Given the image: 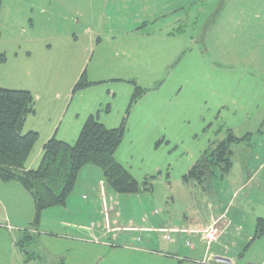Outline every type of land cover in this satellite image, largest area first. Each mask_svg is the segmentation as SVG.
Returning <instances> with one entry per match:
<instances>
[{"label":"crops","instance_id":"crops-1","mask_svg":"<svg viewBox=\"0 0 264 264\" xmlns=\"http://www.w3.org/2000/svg\"><path fill=\"white\" fill-rule=\"evenodd\" d=\"M0 2V37L2 35L6 37L9 42L7 48L11 44L10 49L16 47L15 51L10 52L9 58L13 63L17 59H22L28 83L33 84L32 87L38 90H43L45 97L48 95L46 91L52 89L51 79L49 75H46L48 71L49 74L54 73V71L58 74L73 72V79L67 81V84H71L69 86L71 88H73V84L77 82L81 74L89 73L91 75L89 81L92 83L113 82L114 85L110 89H115L120 83L126 84L129 83V80H136L137 75L154 74L157 59H163L162 67L166 68L167 74L169 70L176 72L180 68L182 72H185L184 74L197 72L199 75L198 83H195V77L187 76L184 84H188L194 89L198 88V90L201 87L206 88V77L204 76L206 68H199L198 65L193 67L195 61L191 65L188 60H185L184 64L182 63L179 67L180 60L185 57L187 52L192 51L193 42L197 41H193L191 36L187 40L185 30L178 29L184 20H188L185 19L188 18L185 11V8L189 6L187 4L188 0H53V6L49 0H9L7 3H5V0H0ZM174 8H177L179 12L173 16ZM47 24H49L48 26L52 24V27L45 29L44 27ZM149 25H155L156 27L149 29L147 27ZM24 26L26 31L23 29L24 34H21L20 29ZM140 26L146 27V29L139 31ZM3 31L10 32V34ZM197 38L199 43L205 41L204 35L199 39L200 35L198 34ZM19 41H21V45L18 44ZM68 42H70L71 48H67L66 44ZM3 52L5 54L9 53L6 50ZM195 54L198 53L195 52ZM214 74H216V71H214ZM47 83L49 85H46ZM10 85L11 83L0 84V88L30 90L29 88L22 89ZM46 86L47 88H45ZM214 87L218 89L220 86L215 85ZM252 87L253 84H251ZM198 95L204 94L200 92ZM131 96L129 94L127 98L125 96V100L119 104V108L115 111L117 115L112 119L107 117L112 112L110 107H106L105 115H102L101 110H96L98 105L95 104L93 110H85L86 113L83 117L75 121H73V117L68 120L61 134H58V131L63 119L59 118L58 121L53 120L51 122L48 120L32 121L31 116L37 113L35 110L37 106H33L35 111L25 119L23 132L37 133L39 141L34 144L35 147L33 146L29 154L25 169L37 168L42 156L43 146L51 138L66 144H73L77 140L85 120L91 115L96 116L98 121L106 128H117L127 116L125 112H128V110L125 109ZM147 96H149V93L141 97L134 108L137 109L150 100ZM37 97H40V94ZM115 97V94H113L112 98L115 99ZM233 98L228 102L236 107L238 104L236 94ZM249 99L248 95L244 97L246 105L253 104L257 106L256 111L260 114V120H257L251 128L246 129L243 136L238 137L241 134L235 132L237 131L235 124L237 122H240V124L246 123L247 119H245V115H243L244 120L231 115L228 122L232 123V126L225 124L226 126L222 128V123L219 121V127L214 134V142L209 145L214 147L217 143L225 140L230 133L236 138H244L243 141H238L235 145H240L245 140L248 142L245 146L248 155L241 164L234 167L232 158L234 151L230 148L232 152L230 172L225 178H221L219 174L210 179L219 182L218 193L214 196L219 202L212 207L211 216L205 220L197 221V226L190 228L182 226L177 229L175 226H171L170 222L166 223L164 218L157 221L156 218L160 212L154 214L155 210L149 212L147 216L143 209L147 207V204L152 207L155 203L154 199L143 201V199H140L142 193L119 195L106 185L102 173H97L95 169L85 166L79 172L75 187L65 205L41 212L39 222L36 224L38 225L37 228L42 230L39 224L51 217H54L53 221L57 225L62 226L61 214L66 215L69 213V217L73 222V224H69L71 235H73V229L77 227L75 222L78 221L79 225L82 223L87 227L80 228L78 226L82 231L86 230L87 232L95 227L97 232L114 234L115 238L122 234H129L132 238H137L133 235L142 233L150 234L151 241L160 243V239L154 240V238H158L154 235L172 234L178 236V241L184 237L192 236V239L198 244L206 245L207 256L205 258L207 263L264 264V234L255 240L253 238L255 228L253 225L249 228L246 227L247 219L240 217L239 212L233 214L234 219L229 218L230 220H228L227 218L237 202L240 204L246 202L259 208L256 211L258 214H255L259 215L256 220L264 219V99H259L262 109H260L257 101ZM36 100L35 103L40 99L36 98ZM190 104L193 108L194 102ZM190 104L188 103L187 107ZM148 105H150L146 108L148 112L150 109H155L154 113L160 115L158 119L171 122V120L166 119V114L161 112V107L157 101H153ZM226 107L224 103H218L217 101H213L210 105L211 111L214 110L216 115ZM233 113H235V109ZM130 114L128 117H130ZM201 121L203 122L202 129L211 127L210 121L206 118H201ZM204 129L203 131H205ZM223 129L225 130L223 131ZM119 150L120 146L117 148L114 158L124 167L121 157L123 155L119 153ZM33 151L34 153H32ZM125 169L127 170V168ZM128 172L130 173V171ZM182 180L195 184L194 180ZM90 224L91 226H89ZM33 226L34 206L29 192L17 182H3L0 180V264L30 263L29 261L32 259L28 257L30 253L28 250H24L25 246H22L23 240L26 239V242L32 240L28 235L30 233L22 231L17 234L15 232L18 229L29 227L31 234L61 239L54 236L52 232H42L40 230L38 232ZM207 230L215 235V239L209 246L203 240L204 232ZM166 238L168 244L173 243L174 239H170L168 235ZM161 240H164V238H161ZM213 243L217 245L218 250L211 253L210 247ZM253 248L256 249V252ZM257 250L260 253H257ZM232 251L235 256L227 254ZM134 252L139 253L141 251ZM241 253H246L247 256L249 254V259H245L246 254L242 255ZM200 261L201 263L193 262L192 264H206L203 262L204 259ZM83 263L81 261L77 262V264Z\"/></svg>","mask_w":264,"mask_h":264},{"label":"rangeland","instance_id":"rangeland-1","mask_svg":"<svg viewBox=\"0 0 264 264\" xmlns=\"http://www.w3.org/2000/svg\"><path fill=\"white\" fill-rule=\"evenodd\" d=\"M7 2L9 0H5V3ZM50 4L54 5L53 2ZM187 4L189 6L185 8V11L188 18L185 19L188 20H184L178 29L185 30L187 40L191 36L193 41H197L193 42L192 51L187 52L180 60L179 67L185 60H188L191 65L195 61L193 67L198 65L199 68L207 69L204 74L206 88L201 87L200 90L184 84L187 76L195 77V83H198L197 72L184 74L185 72H182L180 68L176 72L169 70L167 74L166 68L162 67L163 59H157L154 74L137 75L136 80H129L126 84L120 83L115 89H110L114 85L113 82L92 83L89 81L91 78L89 73L81 74L77 82L83 75L86 81L91 82L90 85L84 89H74L77 82L73 84V88L69 87L71 84H67V81L73 79V72L58 74L54 71L49 74L48 71L46 75H49L51 79L52 89L46 91L48 95L45 97L43 90H38L32 87L33 84L28 83L22 59H17L13 63L9 58L10 52L15 51L16 47L10 49L11 44L7 48L9 42L6 37L3 35L0 37L2 38L0 40V58L2 59L0 61V84L11 83L10 86L16 88H29L28 92L34 99V106H37L35 109L37 113L30 119L36 122L63 119L58 134H61L68 120L73 117L75 121L83 117L85 110H93L95 104L100 105V108L96 105V110H101L102 115H105V108L110 107L112 112L107 117L112 119L117 115L115 111L125 100V96L127 98L128 94L130 96L134 94L135 87H141L144 90L143 96L149 93L147 98L150 100L137 109L134 108L136 103L129 108L132 96L129 97L128 102L126 101L125 110L128 112H125L127 114L124 120L125 133L119 153L123 155L121 157L124 167L130 171L137 182L143 183L146 179L150 183L149 190L151 188L152 190L142 192L140 199L143 201L154 199L155 203L152 207L147 204V207L143 209L145 214L148 216L149 212L154 210V214L160 212L156 220L160 221L164 218L166 223L170 222L171 226L177 229L182 226L187 228L197 226V221L211 216L212 207L219 202L214 197L218 193L219 182L214 179L213 181L205 180L201 185L197 184L196 180H194L195 184L182 180L196 162L212 151L213 147L209 145L214 142V134L219 127V121L222 123V128L226 125L232 126V123L228 122L229 116L234 115L244 120L243 115H245L246 123L237 122L235 124L233 122L237 128L235 132L241 134L238 136L241 137L246 129L251 128L257 120H260V114L256 111L257 106L246 105L244 97L248 95L249 100H255L259 105L261 104L259 99H264V0H188ZM178 12L177 8H174L173 16ZM48 25L44 28L52 27V24ZM140 27L139 31L146 29V27ZM147 27L154 29L156 26ZM23 29L26 31V27L20 29L21 34H24ZM4 33L10 34V32ZM198 34L199 39L204 35L203 43H199L198 38L196 39ZM20 42H18L19 45H21ZM66 45L67 48H71L70 42ZM21 47L23 48V45ZM5 50L9 53L5 54L3 52ZM52 53L54 54V51ZM251 84H253L252 88ZM215 85L220 87L215 89ZM200 92L204 95H198ZM38 94L40 97H37ZM113 94L116 96L115 99L112 98ZM234 94H236L238 103L236 107L228 102L234 99ZM36 98L40 99L37 103H35ZM153 101L159 103L161 112L165 113L166 119L171 122L158 119L160 115L154 113L155 109L147 111L146 108L150 107L148 104ZM213 101L224 103L227 107L216 115L210 108ZM192 102H194L193 108L190 104ZM188 103L189 107H187ZM152 105L155 107L154 104ZM228 106L232 108L229 110ZM234 109L235 113H233ZM260 109H262L261 105ZM129 114L130 117H128ZM201 118L210 121L209 129L204 127L205 131H203ZM38 141L37 139L36 143ZM247 144L245 140L242 144H234L233 148L231 147L234 151L232 156L234 167L241 164L248 155L247 147H245ZM205 161H207L206 157ZM88 167L101 173L98 168ZM203 171V176L207 177L208 172ZM214 173V175H219L217 171ZM258 209L253 204L237 202L227 218L228 220L234 219L233 214L239 212L240 217L247 219L246 227L253 225L255 228L256 218L259 216L255 214H258L256 212ZM62 215V226L53 221L54 217L39 224L42 230L37 228L38 225L33 226L38 232L39 230L52 232L54 236L61 239L31 234L29 227L16 230L17 234L22 231L30 233L28 235L32 240L22 241V246H25L24 250L30 253L28 257L32 258L29 264H61V261L62 264H77L80 261L84 262L83 264H192L193 262L201 263L202 259L206 264H213L206 262V245L198 244L192 236L178 241V236L172 234L162 236L153 234L154 237H158L154 240L160 239V243L151 241L150 234L142 233L133 235L137 238H132L129 234H122L115 238L114 234L97 232L95 227L87 232L82 231L81 227H87L82 223L79 225L78 221L75 222L77 227L73 229V235H71L69 224L73 222L69 217L70 214ZM167 235L170 239H174L173 243L168 244L165 240ZM217 248V245L213 243L210 252H217ZM139 250L141 252H134ZM257 253L260 251L257 250ZM227 254L235 256L233 251ZM244 254L246 253L242 255ZM247 258L249 259V254L248 256L246 254L245 259Z\"/></svg>","mask_w":264,"mask_h":264},{"label":"trees","instance_id":"trees-1","mask_svg":"<svg viewBox=\"0 0 264 264\" xmlns=\"http://www.w3.org/2000/svg\"><path fill=\"white\" fill-rule=\"evenodd\" d=\"M89 85L82 75L74 89ZM142 94L144 90L135 87L129 108ZM33 106L34 99L28 91L0 88V180L17 182L29 192L34 206V225L44 210L65 205L85 166L98 168L106 185L119 195H137L149 190L150 183L146 179L143 183L137 182L114 158L125 133L124 120L117 128L108 129L94 115L85 120L73 144L55 138L48 140L37 168L26 170L27 158L38 139L35 132H23L25 119L34 112ZM243 139L229 133L208 155L196 162L183 179L201 184L214 177L216 171L221 178L227 176L232 165L231 145ZM203 170L208 172L207 177L203 176ZM263 234L264 219L260 218L256 220L253 238L259 239Z\"/></svg>","mask_w":264,"mask_h":264},{"label":"built area","instance_id":"built-area-1","mask_svg":"<svg viewBox=\"0 0 264 264\" xmlns=\"http://www.w3.org/2000/svg\"><path fill=\"white\" fill-rule=\"evenodd\" d=\"M214 239V233L210 232L209 230L204 232L203 240L206 242L207 246H209Z\"/></svg>","mask_w":264,"mask_h":264}]
</instances>
